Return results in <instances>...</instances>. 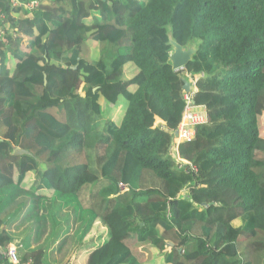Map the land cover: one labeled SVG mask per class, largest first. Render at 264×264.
Instances as JSON below:
<instances>
[{
  "label": "trees",
  "instance_id": "trees-1",
  "mask_svg": "<svg viewBox=\"0 0 264 264\" xmlns=\"http://www.w3.org/2000/svg\"><path fill=\"white\" fill-rule=\"evenodd\" d=\"M18 2L0 0V263L18 215L23 264H46L31 242L60 236V252L100 226L87 264H145L123 231L171 264H264V0ZM171 39L196 49L183 69ZM189 76L209 121L174 153Z\"/></svg>",
  "mask_w": 264,
  "mask_h": 264
},
{
  "label": "crops",
  "instance_id": "crops-1",
  "mask_svg": "<svg viewBox=\"0 0 264 264\" xmlns=\"http://www.w3.org/2000/svg\"><path fill=\"white\" fill-rule=\"evenodd\" d=\"M28 1H31V0H21V3H26ZM16 16H17V14L13 15V19L8 21L10 23V24L9 23L8 24L10 25L9 27L11 29H12V27L14 25L13 20L15 21V19H16L15 17ZM127 186L125 188H127ZM128 187H132V186L129 185ZM135 189L138 190L137 188H135ZM181 196L183 197V193H182ZM140 204H149V203H140ZM137 205H139V204H137ZM149 206H150V204H149ZM150 208H151V206H150ZM151 210H152V208H151ZM152 214H153V211H152ZM151 215H149V216H151ZM144 218H146V217H144ZM13 219H14V222L10 225V229H11L10 232L13 234L14 239H12V241L6 247H8L10 244L17 245V247H18V256H19V258L21 260V264H23L24 260H22V259H24V257H20V253H21L20 250H21V248L25 247L24 246L25 245L24 242L26 241V236L28 235L29 231L26 230L23 227V225H21V223H20L21 219L19 220V219H16L15 217L14 218H10L8 220V223L4 224L3 228L4 227H8L9 222L11 220H13ZM49 224L52 226V228L55 226L54 225L55 222H54V220L52 218L49 219ZM24 226H25V224H24ZM48 227H50V226H48ZM27 229H29V226H27ZM105 229L106 228L104 226H100L99 228L97 227L88 236H86V238L84 239V241L81 244L74 245L72 247V249L68 248V249L63 250V251L61 250L60 252L55 251L56 248H58V245L60 243V236L56 237L55 241H54V239L51 240V243H49V244H48V242L50 241V238L44 237V239L41 242L38 243V247L36 246L37 245L36 242H31V245H32L33 248L35 247L34 249L42 248L43 250L45 248H47V246H50V248H48V250L46 252V256H45V260H44V263H46V264H87L88 257H89V252L88 251L92 249V244H95V245H99L100 244V243L96 244L95 242H93L94 239L98 238L99 236H101ZM172 234H174V233H172ZM173 236H175V234ZM136 238H137L136 235L132 236V234H130V237H128L126 239V242L131 245L133 251L140 257V259L143 262H145V264L146 263L153 264V262L152 263L150 262L151 259H149V261L148 260H143V256H144L143 255V251H139V248H138L140 245H146L147 246L150 243H148V242L138 243L136 241ZM127 240H129V241H127ZM150 248H155V247H153L150 244ZM26 263L27 264H33L32 258H28L26 260Z\"/></svg>",
  "mask_w": 264,
  "mask_h": 264
},
{
  "label": "built area",
  "instance_id": "built-area-1",
  "mask_svg": "<svg viewBox=\"0 0 264 264\" xmlns=\"http://www.w3.org/2000/svg\"><path fill=\"white\" fill-rule=\"evenodd\" d=\"M42 1L46 0H33L24 4L26 10H32L38 7ZM14 5H19L18 0H11ZM4 14L0 11V38L4 37L6 33L5 29V18ZM192 78L193 87L185 92V108L182 115V120L178 128V136L175 138L174 144V153L178 150L180 143L184 141H190L195 139L197 135V127L200 124L206 123L209 121V114L205 106H196L194 103L195 91H196V80ZM178 159L183 162L187 167L189 166L193 170L197 171L198 167L191 163V161L181 158L178 155ZM6 256L8 264H21V260L18 256V247L15 244H10L6 249ZM1 264V263H0Z\"/></svg>",
  "mask_w": 264,
  "mask_h": 264
},
{
  "label": "rangeland",
  "instance_id": "rangeland-1",
  "mask_svg": "<svg viewBox=\"0 0 264 264\" xmlns=\"http://www.w3.org/2000/svg\"><path fill=\"white\" fill-rule=\"evenodd\" d=\"M130 42V37L127 38V42L124 43H128ZM112 50H115V47H112ZM95 49L92 51V55L94 54ZM16 60L14 58H11L10 60H8V64L10 65V67H13L15 64ZM54 95H59L60 94V84H58L54 90L52 91ZM82 94H84V92H82ZM48 111H51L52 113H54L55 115H57L58 117H60L61 119H64V112L61 108H54V109H49ZM106 112L110 113V115H112V117L116 120L118 118V114L116 112V107H112L109 109H106ZM104 148V146H103ZM257 148L259 149V151H261L262 154H264V144H260L257 146ZM105 150V148H104ZM82 160V154H81V149L77 148V147H72L70 149V157L66 160L65 162V166L67 165H74L78 162H80ZM126 186H124L122 188V194H121V198L126 201L129 202L132 197H134L138 190H136L134 187H128L125 188ZM125 189V190H124ZM124 190V191H123ZM187 193V191L185 192V194ZM137 208L139 210V220L144 219V217H149V215L152 214V210L149 206V204H139L137 205ZM16 219H21L20 216L16 215L15 217ZM14 222V219L11 220L8 224V229L9 231H11L10 229V225ZM107 231V229H105L103 231V233H105ZM130 234H132V236H135V233L132 232H127V231H123L117 234V236H123L126 237V239L128 237H130ZM105 240V236L102 234L101 236H99L98 238H95L93 242H95L96 244L102 243ZM129 241V240H127ZM139 251H143V260H150V262L153 264H171L170 262H168L165 258V255L162 251H160L157 248H150V244L146 245H140L139 247ZM163 254H162V253ZM162 254V256H161Z\"/></svg>",
  "mask_w": 264,
  "mask_h": 264
},
{
  "label": "water",
  "instance_id": "water-1",
  "mask_svg": "<svg viewBox=\"0 0 264 264\" xmlns=\"http://www.w3.org/2000/svg\"><path fill=\"white\" fill-rule=\"evenodd\" d=\"M171 44L174 46V50L171 54V62L174 70L183 69L192 59L196 49L193 47L184 48L183 45L171 39ZM185 89H190L189 81L185 80ZM178 136V132L175 133ZM2 258V254L0 253V259Z\"/></svg>",
  "mask_w": 264,
  "mask_h": 264
},
{
  "label": "clouds",
  "instance_id": "clouds-1",
  "mask_svg": "<svg viewBox=\"0 0 264 264\" xmlns=\"http://www.w3.org/2000/svg\"><path fill=\"white\" fill-rule=\"evenodd\" d=\"M189 78H190V76H189ZM189 80H190V79H189ZM189 83H190V89H191V87H193V89H195L194 86H193V84H192V81H189ZM196 88H197V86H196ZM196 91H197V89H196ZM196 91H195V92H196ZM177 132H178V131H177ZM175 133H176V132H175ZM175 137H176V135H175ZM123 187H124V186H123Z\"/></svg>",
  "mask_w": 264,
  "mask_h": 264
}]
</instances>
